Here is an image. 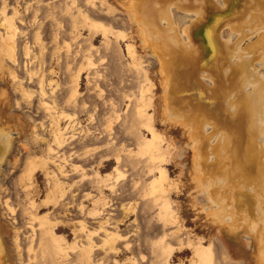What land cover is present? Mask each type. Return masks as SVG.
Returning <instances> with one entry per match:
<instances>
[{
	"label": "bare ground",
	"instance_id": "obj_1",
	"mask_svg": "<svg viewBox=\"0 0 264 264\" xmlns=\"http://www.w3.org/2000/svg\"><path fill=\"white\" fill-rule=\"evenodd\" d=\"M41 1L43 0H37L38 3ZM83 1L85 7L89 4L94 5L93 9L99 10L100 13V9H98L100 6L96 7L97 1ZM116 1L126 12L123 21H125L132 35L126 36L123 33L114 32L113 26L111 28L99 26L96 30L103 28L101 32H103L104 38H107L109 34H118V40L127 37L131 40L137 37L140 45H147L146 40L154 36L150 27L157 23L159 16H162L161 21H166L169 25H172V15L169 13L171 8L168 12L167 9H164L160 14L156 13L154 7L156 0ZM201 1L186 0L182 5H176V7L187 5L189 8L196 7L192 13L186 10L187 7H185L186 11L183 10L187 20V22L185 21L184 30L187 55H184L181 50L180 53H183V56L178 57H181V60L185 56L184 65H181L183 61H180V64L174 58L171 64L167 63L169 65L167 67L160 55L162 47L154 51L156 54L153 53L163 69L165 65V70H168H166V74L171 82L170 87L176 90V92L170 90L169 93L163 91V95L160 97L162 112L160 118H162L163 121L161 122L164 124H174L175 126L179 124L184 130V135L188 139L186 146L192 159V186L197 193L204 197L202 207L211 226L218 229L219 235L224 233L233 243L240 246L243 243L240 239L242 238L246 247L253 252L254 264H264V0H223L221 5L223 7L227 6L225 10L229 7L228 4H235L232 9L228 8L229 11L228 9L227 11L215 10L219 4L214 6L212 0H206V2L209 1V4H206V9H204L203 6H200ZM216 1L218 3V0ZM77 3L78 0H65V8H62L64 14L69 16V27L67 28L69 32L66 31L65 23L59 21L58 18L56 19L53 13L48 14L54 20L51 38L56 45L51 64L46 62V52L43 47L44 31H41L42 25L38 20L39 9L32 10V4L29 1L16 0L15 6L10 9L12 11L10 15L7 13L10 6L7 0H2L0 6V191L3 190V181L7 176V173L3 170V165L6 163L7 166L13 167L17 161H20L18 160L20 157H18L17 145L24 146L27 156L24 161V168L18 176V185L29 200L26 207V214L28 215L26 226L32 231V234L27 237L26 253L28 256L25 261L21 253L23 241L20 240L18 234L20 228L12 227L14 233L12 243L16 253V257L12 258L10 257L9 245H7L4 238L5 227L3 222L0 221V264H15V262L16 264H107V255H117V244L124 238L117 227H111L113 230L110 229L113 220L110 217L112 214L107 210L111 209L112 206L114 207V200L116 199L109 197L106 190L115 192L116 187H118L116 183H119L118 180L121 177H126V173L125 175L121 172L118 173L120 170L116 167V180L112 179L114 182L111 181V175L104 176L99 170H95L93 176L88 177L86 169L81 165L72 163L74 157H79V151L73 149L72 152H68L70 147L79 144H82L81 146L84 149L89 147L86 149L84 157L89 151L95 152L100 148L107 149L111 146L110 143L101 142L100 139L105 135L108 136L114 130L111 117H108L103 126L95 127L92 130L90 127L82 125L77 113L70 114L65 111L67 106L68 108L77 107L80 110L87 108L85 102L81 106L78 104L77 98L81 94L79 87L82 75L85 73L91 74L90 70H93L96 64L92 59L91 48L86 50H75L74 48V44L82 35L78 26L79 19H81L80 22L83 27L90 24L88 22L90 15L87 10L77 6ZM101 3L107 5L108 14H113L117 9L109 0H102ZM202 3L204 4V2ZM224 3L228 4L225 5ZM172 5H174L173 2L169 4V7ZM211 5L217 8L213 11ZM101 8L103 10V7ZM25 15L32 16V25H36L37 20L39 22V29L33 35L22 31L18 26V20L24 21L23 17ZM115 20H117V16ZM121 27L123 25L117 28L122 29ZM31 37L34 39L35 44L41 45L39 57L32 56L34 54L33 48L28 41ZM65 38H69L71 41H67ZM19 39L26 40L24 46L25 57L31 60V62L25 64L26 78L21 77L14 68L20 66L16 59ZM102 45L104 46V44ZM103 46H100V48ZM111 47L115 48V45ZM97 49L99 48L97 47ZM141 49L144 54L138 53L134 43L130 41L127 43V53L133 63L131 69L135 71L136 75L143 77V79L140 78L144 83L136 84L139 88L138 94L133 93L129 96L135 102L133 111H130L132 115L130 112L128 113L132 117V128H137L139 134H142L144 129L150 135V137L138 135L137 140H135L137 141L135 142L137 147L134 154L147 156L144 161L147 170H144V172L146 171L148 175L152 174V178L146 185H149L150 188L149 196L152 200V203H150L157 207L158 213L156 215L160 217L159 220L162 219L161 221L164 222L165 226L175 225L174 231L169 232V234L163 233V236L152 243V246L159 247L160 254L166 256L165 262L167 261L168 264H174L172 262L174 255L180 253L186 247L192 253L190 264H213L214 239L206 245L204 238L198 236L193 238L190 234L187 235L185 244L182 239L177 238L184 228L179 224L180 216H178V209L171 202L170 192L178 190L179 182L171 179L168 169L163 163L169 162L172 157L181 161L185 158L186 149L183 146H178L173 140H169L166 133L158 131L155 127L156 100L154 89H156V84L151 78L152 71L149 65L145 66L144 59L148 53L145 49ZM186 50L184 51L186 52ZM95 51L99 52L100 50L95 49ZM62 52L67 54L65 59L61 56ZM179 54L177 53V55ZM33 60L38 62V68L35 67L36 69L29 68L30 64L34 65ZM77 60L83 61L84 64L78 63ZM55 65H62L66 71L73 73L65 107H60L58 103L54 80L49 81L47 78L48 75L56 74ZM91 79L89 78L90 84ZM7 83H10L9 88L14 93L20 95L21 101L26 103L29 112L35 108L37 114L44 112L48 115L46 116L48 117L47 125H45L47 123L45 121L36 123L31 117L25 115L22 103L13 99L11 96L12 91H9L8 88L5 89ZM25 83H37L38 91L27 88ZM93 86L97 91L98 98L102 99L105 93L102 90L103 88L99 89L97 83ZM35 93L39 97L37 107L33 102ZM124 95L126 94L124 93ZM115 103L108 102L110 110L116 111L117 104ZM7 104L18 110L16 115L11 118L16 122L14 127H11L9 121H4L2 116L4 113L1 109ZM118 107L120 108L119 105ZM19 113H22L27 119L31 132H27L25 129V121ZM115 117L120 118L119 115ZM62 122L63 124L66 122V124L62 126ZM40 129L44 132L48 131L46 133L50 136L46 135V137V133H38ZM23 133H25L26 138ZM79 136H81L80 143L76 144L75 142L78 141ZM113 139L116 142L117 138ZM38 148L41 149L37 150ZM113 148L116 149V146ZM119 148L117 154V149H114V157L108 156L104 161L115 160L116 164L120 165L123 159L125 160V158L122 159L125 155L120 153L122 149L129 157L134 156L133 150L135 149H129L128 146L125 149L124 144ZM37 152H41V155L39 156ZM98 163V166H103L104 162L100 160ZM15 167L17 168V166ZM39 173H42L45 177L44 191L46 195L44 200L38 203L36 198L42 193L36 178ZM79 173L82 174L81 179L73 181V176ZM87 177L91 180L93 190L84 196L86 199H92L91 207H86L82 202L75 204L76 193L73 194L74 190L79 188ZM249 178L254 181L251 183L254 188L246 189L248 191L245 193V184ZM149 188L147 187V189ZM228 189L232 193L225 196ZM93 192L96 194H92ZM145 192L146 190L142 193ZM144 195L142 197L145 199L147 196ZM66 199L70 200L63 203ZM207 202L216 203L218 205L216 211L211 209L215 206ZM4 203L8 212L14 216L16 209L10 205L8 200ZM61 207H64L62 211L64 216H59V213L56 215L50 213L52 208L60 210ZM74 207L78 208L82 215L84 214V217L98 219L96 227L89 225L87 219L76 222L71 219V209ZM231 207L232 210L235 209V212L232 216H229ZM41 210L47 212L41 214ZM2 216L5 218L4 212ZM61 217L65 219H60ZM67 226L70 227L71 236H73L71 240L68 239L67 233L60 232L61 229L68 228ZM98 235H100V241L97 240L98 242H96L95 236L98 239ZM166 236H168L167 238L169 236L171 238L176 237L178 245H176L177 241L175 245L178 247H175L171 242L167 243ZM216 239L221 241L218 246L221 247V250L223 249V254L228 261L234 264H246V260L235 261L232 258L221 236ZM243 245L242 247H244ZM98 249H101L100 251L105 256L95 259V252ZM110 261L114 262L113 260Z\"/></svg>",
	"mask_w": 264,
	"mask_h": 264
},
{
	"label": "rangeland",
	"instance_id": "obj_2",
	"mask_svg": "<svg viewBox=\"0 0 264 264\" xmlns=\"http://www.w3.org/2000/svg\"><path fill=\"white\" fill-rule=\"evenodd\" d=\"M7 1H8V4L10 5L8 7L7 13H9L11 15L12 11L10 9L15 6L16 0H7ZM19 1H21V0H19ZM26 1H29V3L32 4V7H31L32 10L37 9V8L39 9V14H38L39 19L38 20L42 25L41 31H44L43 32V35H44L43 47L45 48V52H46L45 53L46 62H47V64H51L52 63L51 58H52L53 51H54L56 45H55V43L52 42V38H51V33H53V28H54V24H53L54 20H52V18L49 17L48 14L53 13V16H55L56 19L58 18L59 21L65 23L66 24V26H65L66 31L69 32V30L67 29L69 27V16L65 15L64 11L62 9L63 7L65 8V6H64L65 0H43V1L39 2L41 4H39L37 2V0H26ZM96 1L98 2V3H96V7L100 6V8H98V9H100V13L98 12L99 10L97 11V9H93L94 5L89 4L87 7H85L83 0H78V3H77V6L82 7L83 9L87 10L88 14L90 15V20L88 21L90 24L83 27V24L80 22L81 19H79V25L78 26L82 32V35L77 40L76 44L78 46L76 44H74L75 45L74 48H75V50L76 49L86 50L88 48L89 49L91 48L92 59L96 63L95 66L93 67L94 69L90 70L91 74L85 73L82 75V79H81V83H80V87H79V91L81 94H80V96H78L79 98H77L78 104L81 106V105H83L82 103L85 102L87 105V108L80 110L77 107H73V108L69 107L68 108V106H67L65 108V111L67 113H70V114L77 113V117H78L79 121H81L82 125L85 127H90L92 130L95 127L103 126L105 124L106 120H108V117H111L110 119H112V122H113L112 128L115 131L111 130L112 132L110 134L112 135V137L109 134L108 136L105 135L100 139L101 142L110 143L111 146L113 145L112 147L109 145L110 147H108L107 149L100 148L99 150H95V152L89 151L86 154V156L84 157V154L86 153V149L89 147L84 149V147L81 146L82 144H79L80 143L79 140L81 139V136H79V139L77 138L78 141H76L75 143L79 144L78 146L80 148L83 147L84 151L81 152L82 150H80L79 151V157H74L72 160V163L77 164V165H81L84 169H86L85 171H86L88 177L93 176V173L95 170H99L100 173L104 176L105 175H111V181H113V180L115 181L116 180L115 179L116 178V171H115L116 167H118V170H120V171H118V173L121 172V173H124V175L126 173V177L125 176L121 177L118 180L119 183H116L118 187H116L115 192H110L109 190H106V194H108L109 197L116 199V200H114L115 201L114 202L115 208L112 206V208H114V210H112V208L107 210V212H110L112 214L110 217L114 221V224L112 221L110 229L113 230L111 227H113V228L117 227V230L120 231V234H122L124 236L123 240L117 244V248H118L117 255L116 254H108L107 255V257H108L107 258L108 259L107 264L112 263L110 260L114 261L112 264H116V263L117 264H120V263L121 264H165V263L168 264L167 261L165 262L166 256H162L160 254L161 252L159 250V247L152 246V243H155V241L160 239L163 236V233L169 234V232L175 230V228H174L175 225L169 224V226L168 225L165 226L164 222L161 221L162 219L159 220L160 217H158V215H156L158 213L157 207H155L154 204H151L152 200H151V196H149L150 188H149V185H146V184L152 178V174H149V175H151V176H149L148 174H146V171L144 172V170H147L145 168L146 163L144 164V161L146 160L147 156L143 155L144 156L143 157L142 155L141 156L139 155L140 156L139 157V156L134 154V152L136 151V147H137L136 146L137 144H135V142H137V141H135V140H137L138 135L139 136L145 135L146 137L147 136L150 137V135L144 129L142 131V134H139V131L137 130V128H134V129L132 128V117H131L132 113L130 111L131 110L133 111V104L135 101H133L134 99H132V97H129V96L133 93H135V95H137L138 89H139L137 85L144 84V83L142 82L143 77L140 75H136L135 71L133 69H131L133 66V63H132V60L128 56V53H127V43H129V41L136 45L138 53L144 54V52L141 48L145 49L146 52L148 53L147 57L144 59L145 60V66L147 64L149 65V67L152 71L151 78L153 79V81L156 84V89H154V97L156 100V102H155V105H156V107H155V127L158 129V131H160L162 133H166L167 134L166 137L169 140H173L178 146H183L186 149L185 158L182 159L181 161L177 160V158L172 157L171 159H169L170 160L169 162L163 163L164 166L167 167L171 179L179 182L178 190L170 192L171 202L175 205L174 207L176 209H178V216H180L179 224L182 225V227L184 228V230L182 232H180V235H178L177 238L182 239L183 243L185 244L187 241V235L190 234L193 238H195L197 236L204 238V242L206 245H208L210 243V241L214 239L213 240L214 241V244H213L214 245V248H213V255H214L213 256L214 257L213 258V264H224L225 261H226L225 264H234L225 258L223 251H222L223 249L221 250V247L218 246L219 243H221V241L217 240L216 238L218 236H221L225 245L229 249V251L232 255V258L235 261L246 260V264H254V262H253L254 259L252 256L253 252L251 249H248L246 247L244 240L242 238H240V239L244 243V245L242 243V245L244 247H242V245L240 246L239 244L233 243V241H231L227 237V235H224V233L219 235L218 229L211 226L210 221H208V219L206 217L207 214L204 212L203 207H202V202L204 200V197L201 194L197 193L192 186L193 185V180H192V176H191L192 172H193L191 169V163H192L191 160L192 159H191V153L189 152V149L186 146L188 139L184 135V130L182 129V126L179 124L177 126H175L174 124L172 125V124L165 123L167 125H170V126H166L163 122H161L163 120H162V118H160V113L162 114L161 105H160V97L163 95V91L164 92L167 91V93H169L170 90L172 91L173 89H171L172 87H170L171 82L168 79V76L166 74L167 69L165 70V65H164V69H163V66L159 63V61L156 59V57L153 55V53L155 50H158L159 48L162 47V49L160 50V55L162 56V60L165 61V64L167 67H169V65L167 63L171 64L172 60L174 58H176V60L179 63H180V61L182 62L183 60H186L184 58L185 56L181 60H180L181 57L180 58L178 57V56H183V53H184V55H187V50L185 48V42H184V40H185V36H184L185 35L184 34L185 21L187 22V20L185 18V12L183 10H185V7H187L188 9H186V10H188L189 12L191 11V13H192L196 7L195 8L190 7L192 10L189 8V6L187 4H186L187 6H185V7H176V5H182L183 2L186 0H156L154 3L156 13L160 14V12H162L164 9H167V12H168L169 8H171V11H169V13L172 15V19H173L172 25H169V23H167L166 21H161L160 19L162 18V16H159L157 23L155 25H153L152 27H150L152 34L154 33V36H151L149 39L146 40L147 45H140V43L137 41V37H136V39H131V40L129 39V37H127L126 39H119L118 40L117 39L118 34L117 35L116 34H109L107 38H104V34H103V32H101V30H103V28H100L99 29L100 31L96 30L97 28H99V26H103V27L105 26V27H110V28L113 26L112 29L114 32L123 33L126 36L131 34V32H130V29L127 28L125 21H123V19L125 18L126 12L123 9V7L119 4V2H117L116 0H109V2L112 5H114L117 9L115 10V12L113 14H108L107 8H106L107 5L106 4L102 5V3H101L102 0H94V2H96ZM170 1L174 3V5H172L171 7H169V4L171 3ZM196 1H201V0H196ZM209 1L206 2V0H204V1L202 0L200 2L201 3L200 6H203L204 9H206V4H209ZM212 1H213L214 6H216V4H219L218 8L215 7L217 9H215L213 7V5L210 6L213 8V11H214V9L215 10H218V9L219 10H221V9L225 10V8L227 7V6L223 7V5H221V4H223V0L222 1L218 0V3L216 0H212ZM212 1L210 2V4L212 3ZM202 2H204V4ZM1 3H2V0H0V6H1ZM190 3H192V2H190ZM190 3H188V4H190ZM224 4L226 5L228 3H224ZM232 4L231 3L228 4V6L230 7V8L228 7L229 9H232L235 6V4H233V6H232ZM22 5H23V3H22ZM22 5H21V7H22ZM220 6H221V8H220ZM101 7H103V10H101L102 9ZM204 9H203V11H204ZM227 9L225 11H227ZM229 9H228V11H229ZM205 12L207 13L206 10H205ZM117 13L119 14V16ZM206 13H204V14H206ZM116 16H117V20H115ZM105 17H106V19H105ZM23 20L24 21L18 20V26L22 31H26V33L33 35L39 29L38 20L36 22V25H32L33 19H32L31 15H25L23 17ZM121 23H122L123 27H125V26L126 27L125 28L121 27L122 29H118L117 27L122 26ZM94 25H96V27H94ZM1 31H2V29H1ZM63 34H65V33H63ZM134 34L136 36L135 30H134ZM147 36L149 37L148 34H147ZM65 39L67 41H71L69 38H65ZM106 40H107V42H106ZM28 41H29V45L32 46V48H33L32 50H33L34 54L32 56L33 57H35V56L39 57L40 52H41V45L35 44L34 39L32 37L29 38ZM60 44L62 45V43H60ZM102 44H104L107 51L104 50L105 48ZM109 44H110V46H109ZM25 45H26V40H24V39L18 40L17 49H16V59H17L18 63H20V66L19 67L13 66L16 69V71L18 72V74L24 78H26L25 64H28L29 62H31V60H28L25 57L26 56L25 51H24ZM113 45H115V48L111 47ZM100 46H103V47L100 48ZM108 46L110 47V49ZM97 47L99 49H97ZM95 49L100 50L99 51L100 53L98 51L96 52ZM181 50L183 51V53H180V52H182ZM184 50H186V52ZM119 51H120V53H119ZM177 53L178 54L180 53L181 55L180 54L177 55ZM93 54H95V55H93ZM154 54H156V53H154ZM103 55H105V56H103ZM61 56L63 59H65L67 54L62 52ZM98 56H99V58H98ZM176 56L178 57V59ZM94 57H95V59H94ZM33 62H34V60H33ZM77 62L84 64L83 61L77 60ZM184 63L185 62L183 61V63L182 64L180 63V64L184 65ZM180 64H179V66H181ZM35 67L38 68V62L37 61L34 62L33 66L31 64L29 66V68H32V69H34ZM171 67H173V66L171 65ZM48 68L50 69V66ZM54 70L56 71V74L48 75L47 78L49 79V81L54 80V83H55L54 87L56 88L55 94L58 97L57 98L58 103H59L60 107H63V106L65 107L66 106L65 100L68 97V93H69V90H70V87L72 84L71 79L73 77V73L66 71L65 67H62V65H55ZM137 76H138V78H137ZM89 78H92L91 84L89 83ZM137 79L140 80L138 83H137V81H138ZM95 83H97V85L99 86L98 87L99 89L103 88L102 90H104V92H105L104 97L102 99L98 98V96H97V91L95 90V87L93 86V85H95ZM0 86H1V79H0ZM25 86L29 89L34 90V91H38L37 83H33V84L25 83ZM9 87H10V83H7V86L5 87V89L8 88L9 91H12ZM163 88H164V90H163ZM174 91L176 92L175 89L173 90V92ZM11 93H12L11 96L13 97L14 100H18L19 102L22 103L23 111H25L26 116L31 117L33 120L36 121V123H40V122L45 121V122H47L45 125L48 124V120H47L48 117H46L48 115L46 113L43 112L45 120H41V117H34L33 116L34 113L36 116L39 114V113L37 114L36 109L34 108L33 110H31L29 112L28 108L26 107V103L21 101L20 95H18L17 93H14V91H12ZM124 93L126 95H124ZM38 100H39V97H38L37 93H35V95L33 97V102H35L36 107L39 103ZM107 100H108V102L109 101L114 102V103L116 102L115 103V104H117V108H115L116 111L110 110V107H109ZM118 105L120 106V108L118 107ZM127 105H130V106L128 107ZM75 108H77V109H75ZM118 108L121 110H119ZM7 109H8V111H7ZM1 110L4 113L2 115L4 117L3 118L4 121H9L11 127L12 126L14 127V124L16 122L14 121V119H11V118L16 115L18 110L16 108L12 107V105L9 106V104H7ZM117 110H119V111H117ZM128 112H130L131 115H129L130 113H128ZM19 114L23 117V119L25 121V124H26L25 129L27 130V132H31V128H30V125H29L27 119L22 115V113H19ZM116 115H119L120 118H116L115 117ZM38 121H40V122H38ZM65 124H66V122L64 124L62 122V126H64ZM171 125H172V127H171ZM129 126H130V128H129ZM46 132H48V131L44 132L41 129L38 131V133H40V134H42V133L45 134ZM126 132L128 134H131V133H133V134H131V135L127 134L126 135ZM13 134H14V132H13ZM135 134H136V136H135ZM46 135L50 136L47 133L45 134V136ZM14 136H16V135L14 134ZM23 136L25 137V133H23ZM130 136H132V137H130ZM134 136H135V139L133 138ZM109 138L111 141L109 140ZM113 138H117L116 142H115V139H113ZM122 143L124 144L125 149L127 148V146L129 147V149H132V148L135 149V150L132 149L134 156L129 157V155H127V153L125 151H123V149L121 148L122 149V151L120 152L121 155H125V157L123 156L122 159L125 158L126 161L123 159V161L120 165H117L115 160H112L110 162L104 161L108 156L114 157V155H115L114 149L115 148H113V147L116 146L117 150L116 149L115 150L117 151L116 152V154H117L118 151L120 150L119 147L123 146ZM17 147L19 150L18 157H20V158H18V160H20V161H17L16 164L13 166L14 169L11 166H7L6 163L3 165V170L7 173V176L3 181V184H4L3 190L0 191V200H1L0 201V203H1L0 204V215H1L0 221L3 222V225L5 227L4 238H5V241L7 242V245H9L10 257H12V258L16 257V253L14 251L15 247L12 243L14 240V233H13L12 227L16 226L17 228H20V230H18V234H19L20 240L23 241L21 253H22V258L23 259L25 258V261H26L27 256H28V254L26 253V247L28 244L27 237H29L32 234V231L28 226H26L27 225V223H26L27 222V216H28L26 214V207H27L29 200L26 197V195L21 191V189L18 185V182H19L18 176L21 174V171L24 168V161H25V158L27 156V153L25 151L24 146H20L18 144ZM42 147H45V146H42ZM41 148H38L37 150H40ZM111 150L114 152H112ZM37 153L39 154V156L41 155V152H37ZM111 153H113V154H111ZM16 154H17V152H16ZM32 157H34V155H32ZM127 159L128 160L131 159V160L128 161ZM100 160H102L104 162L103 166H98V164H99L98 162ZM135 163H137V164H135ZM15 166H17V168ZM133 167H134V169H133ZM146 175H148L149 177ZM81 176H82L81 173L76 174L73 176L72 180L73 181H79L81 179ZM88 177L83 181V184L79 188H76L74 190L73 194L76 193L75 204H77V203L80 204L82 202L86 207H91V204L93 202L92 199H90V200L86 199V197L84 196V195H86V193L93 190L91 187L92 186L91 180H89ZM36 178H37V184L39 186V189L42 190L41 195L38 198H36V200L39 203L40 201L44 200L45 195H46L45 191H44L45 190L44 189L45 177H44V175H42V173H39ZM139 179L141 182L139 181ZM138 181H139V184H138ZM70 182H72V181L70 180ZM135 182H136V184H135ZM252 182H254L252 180V178L247 179V183L245 184L246 187L244 189L245 193H247V191H248L246 189L254 188V186L251 184ZM143 184L146 185L145 186L146 188L143 187L144 186ZM133 185H134V187H133ZM147 187L149 189H147ZM117 190L119 193L117 192ZM145 190H146V192L144 193L145 194L144 195L142 192H144ZM17 192L19 193V195ZM231 193L232 192L231 191L229 192V189H228L225 196H229ZM92 194H96V193L93 192ZM143 195L145 197L146 196L147 197L144 199L142 197ZM6 200H8L10 205L16 209V213L14 216L11 215L8 212V210L5 208L4 202H6ZM67 200L69 201L70 199L64 200L63 203L66 202ZM207 203L212 204L213 202H207ZM229 203L232 204L231 201H229ZM111 204L113 205V203H111ZM212 205L215 207H212L211 209L216 211V208H218V205H216V203L212 204ZM63 210H64V207H61L60 210H56V209L52 208V211L50 213L52 215H56L57 213H59L58 214L59 216H64V214H62ZM41 211H42L41 214H44L47 212L46 210H41ZM71 211H72L73 216L71 215L70 218L75 220V222L87 219L86 221L89 222V225L96 227V225H97L96 222H98V219L94 220V219H89V218L84 217V214L82 215V213L76 207L72 208ZM3 212H4L5 218H3V216H2ZM234 212H235V209L232 210V207H231L229 216H232L234 214ZM60 219H65V218L61 217ZM14 221H15V223H14ZM62 225H64V224H62ZM37 229H38V227H37ZM165 231H167L168 233ZM60 232L61 233H67L68 239H70V240L73 238V236H71L70 227L61 229ZM167 237L168 236H166L167 243L171 242V243H173V245H175L176 241H177L176 245H178V240L175 239L176 237L175 238H173V237L171 238L170 236H169V238H167ZM96 238L97 237L95 236L96 242L100 241V235H98V239H96ZM164 243H165V241H164ZM176 245H175V247H178ZM132 247H134V248H132ZM100 250L101 249H98V251L96 250L95 256H94L95 259H99V258H101V256L102 257L105 256V254L102 253V251H100ZM75 252H76V250L74 251V253ZM74 253H73V255H74ZM191 257H192V253L190 250L188 251V249L186 247V248H183V250L180 253H176L174 255L172 262H174V264H181V263L190 264ZM223 258H224V260H222ZM217 259H219V260H217ZM36 262H37V260H36ZM228 262H231V263H228ZM15 264H16V262H15Z\"/></svg>",
	"mask_w": 264,
	"mask_h": 264
},
{
	"label": "flooded vegetation",
	"instance_id": "obj_3",
	"mask_svg": "<svg viewBox=\"0 0 264 264\" xmlns=\"http://www.w3.org/2000/svg\"><path fill=\"white\" fill-rule=\"evenodd\" d=\"M33 116L34 117H41V120H45L44 119V113H39L37 116L35 115V113L33 114ZM38 122H40V121H38ZM72 148V149H71ZM73 149L75 150V151H80V150H82V151H84L82 148H80L78 145H76V146H72V147H70V149H68V152L70 153V152H72L73 151ZM70 150V151H69ZM72 150V151H71Z\"/></svg>",
	"mask_w": 264,
	"mask_h": 264
}]
</instances>
